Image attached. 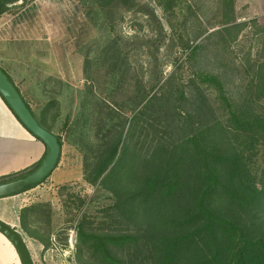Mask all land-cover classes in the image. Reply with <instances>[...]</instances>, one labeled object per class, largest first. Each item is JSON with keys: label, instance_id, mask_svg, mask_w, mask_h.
<instances>
[{"label": "trees", "instance_id": "1", "mask_svg": "<svg viewBox=\"0 0 264 264\" xmlns=\"http://www.w3.org/2000/svg\"><path fill=\"white\" fill-rule=\"evenodd\" d=\"M18 1L27 0H0V15ZM163 1L165 8L175 4ZM131 2L96 0L88 10L101 22V8L107 3L127 7ZM233 3L220 0L222 27L216 32L235 40L245 28L258 25L255 19L237 21ZM258 29L264 51V28ZM118 48L108 40L96 47L94 57L85 54L86 81L95 79L93 64L104 61L111 64V83L122 81L130 64L125 55L119 56ZM198 49L199 45L191 47L188 58ZM248 64L249 79L235 92L218 74L195 71L197 84L215 94L221 117L211 118L212 111L198 117L189 113L182 105L188 87L173 83L168 93L175 100L172 119L180 132L174 141L162 139L151 126L139 125L155 93L139 90L129 119L119 118L114 109L104 116L95 110L96 104L92 108L91 83L78 91V100L66 83L50 76L42 84H49L51 91L43 93L46 100L36 114L3 71L39 124L56 135L60 148L62 132L79 148L82 178L95 188L87 200L61 187V192L71 194L76 213L57 230L52 229L50 202L23 206L18 213L23 231L45 251L53 240L67 246L73 230L79 264H264V58ZM171 78L172 74L168 81ZM200 85L198 97H203ZM94 129L108 134L100 145L97 137L91 141ZM43 156L29 167L1 175L0 183L28 173ZM102 195L105 204L89 210L87 204Z\"/></svg>", "mask_w": 264, "mask_h": 264}, {"label": "rangeland", "instance_id": "2", "mask_svg": "<svg viewBox=\"0 0 264 264\" xmlns=\"http://www.w3.org/2000/svg\"><path fill=\"white\" fill-rule=\"evenodd\" d=\"M94 1L96 0L18 1L0 16H6L8 23L14 20L13 25L20 23V28L26 27L28 31L31 26L35 32L34 26L44 15L56 34L69 36L76 57L83 61L85 54L94 57L97 46L114 40L119 47V56L125 55L130 64L125 69L126 73H123L125 77L122 81L111 83L108 78L112 74L111 64L104 61L99 66L93 64L95 79L91 82L83 77L82 68L81 75L75 74V78L69 80V87L74 90V97L79 100L78 91L91 83V94L94 98L92 108L96 104L95 110L102 112L104 116L114 109L119 113V118L124 116L128 119L132 116L131 107L136 104L139 90L150 92V95L155 93L151 104L149 103L141 116L139 125L143 123L149 129L150 126L153 127V132L162 139L174 141L180 135L172 119L174 114L171 105L175 106V100L168 93L173 88V83L188 87L187 99L182 105L189 113L198 117L205 116V113L210 115L209 111H212L211 118L221 117V107L219 109L215 94L205 86L197 84L195 71L205 70L218 74L227 89L232 92L241 91V86L249 79L250 73H246L248 63L264 58L263 33L258 29L264 28V0H234L233 12L236 20L255 19L258 25L245 28L235 40L223 33L226 38L224 40L220 35L222 32H216L222 27L220 0H175L170 8H165L163 0H132V4L127 7L107 3L108 6L101 8V22L94 12L89 13V4ZM8 23L5 22V28ZM12 30L14 31V27ZM195 45H199V49L196 56L190 59L188 56L191 47ZM171 74L173 78L168 81ZM197 85H200L199 90L203 92V97H198ZM142 104L137 106L136 111ZM97 133L99 136H96ZM91 134V141H96L97 137L99 145L108 135L105 130L100 129L92 130ZM61 136L63 167L52 176V180L62 183L54 184L48 178L24 195L27 203L50 202L54 230L68 225L69 222L65 220L72 219L76 213L72 201H69L72 199L71 194L67 193L68 190L87 200L95 190L82 178V155L79 148L68 142L63 132ZM61 187L68 190L61 192ZM105 202L106 198L102 195L100 200L88 203L87 208L90 210L91 206H100ZM16 216L14 202L7 197L0 198V220L9 225L7 222H12ZM74 244V231L70 230L67 246L53 240V245L49 247L53 251L41 260L36 258L32 262L79 264Z\"/></svg>", "mask_w": 264, "mask_h": 264}, {"label": "crops", "instance_id": "3", "mask_svg": "<svg viewBox=\"0 0 264 264\" xmlns=\"http://www.w3.org/2000/svg\"><path fill=\"white\" fill-rule=\"evenodd\" d=\"M43 18L44 15L34 26L33 32L31 26L29 31L26 27H22V30L20 23L13 25L14 20L8 23L6 16H0V68L36 114L39 113L38 106L46 100L43 93L51 91L49 84H42L46 77H55L69 86V80L74 79L75 74L81 75L83 68V59L76 57L69 36L56 34L51 23ZM5 22L9 24H6V28ZM45 149V144L20 123L0 95V176L31 166L43 156ZM60 153L62 156V148ZM61 156L48 177L50 180L63 167ZM32 189L7 197L14 202L17 214L12 222L7 223L21 235L33 261L36 258L41 260L53 249L43 252L42 243L29 237L20 226L18 213L20 208L31 203H27L24 195ZM0 264H21L16 249L2 233Z\"/></svg>", "mask_w": 264, "mask_h": 264}, {"label": "water", "instance_id": "4", "mask_svg": "<svg viewBox=\"0 0 264 264\" xmlns=\"http://www.w3.org/2000/svg\"><path fill=\"white\" fill-rule=\"evenodd\" d=\"M0 94L22 125L40 138L46 147L43 159L35 168L22 176L0 183V198H3L26 191L40 183L54 170L61 148L56 135L39 124L1 68ZM0 233L12 243L19 255L21 264H32L27 246L16 229L0 220Z\"/></svg>", "mask_w": 264, "mask_h": 264}]
</instances>
